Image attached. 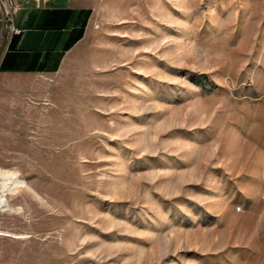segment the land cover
Returning a JSON list of instances; mask_svg holds the SVG:
<instances>
[{
  "label": "rangeland",
  "instance_id": "1",
  "mask_svg": "<svg viewBox=\"0 0 264 264\" xmlns=\"http://www.w3.org/2000/svg\"><path fill=\"white\" fill-rule=\"evenodd\" d=\"M80 1L58 72H0V264H264V0Z\"/></svg>",
  "mask_w": 264,
  "mask_h": 264
},
{
  "label": "crops",
  "instance_id": "2",
  "mask_svg": "<svg viewBox=\"0 0 264 264\" xmlns=\"http://www.w3.org/2000/svg\"><path fill=\"white\" fill-rule=\"evenodd\" d=\"M14 25L0 72L54 74L87 34L92 8L80 0H14Z\"/></svg>",
  "mask_w": 264,
  "mask_h": 264
},
{
  "label": "built area",
  "instance_id": "3",
  "mask_svg": "<svg viewBox=\"0 0 264 264\" xmlns=\"http://www.w3.org/2000/svg\"><path fill=\"white\" fill-rule=\"evenodd\" d=\"M14 9H15L14 0H0V15L2 19L8 23L12 31V34L20 32V30L16 28V26L14 25V20H15Z\"/></svg>",
  "mask_w": 264,
  "mask_h": 264
},
{
  "label": "bare ground",
  "instance_id": "4",
  "mask_svg": "<svg viewBox=\"0 0 264 264\" xmlns=\"http://www.w3.org/2000/svg\"><path fill=\"white\" fill-rule=\"evenodd\" d=\"M9 174V173H8ZM7 174V175H8ZM10 175V174H9ZM8 175V176H9ZM14 175V174H13ZM3 176V175H2ZM16 176V175H15ZM8 178V177H7ZM23 183V181L22 180H20V179H18V178H15V177H10L9 178V181H8V183H6V184H8V186H7V191L9 190L10 192H13L14 190H15V188L16 187H18L19 185H21ZM6 185H4V187H5ZM4 191H6V190H3V192ZM3 195V194H2ZM4 196V195H3ZM2 196V197H3ZM0 208H2V209H7V208H9V206H8V204H7V202H6V200H3V198L0 200Z\"/></svg>",
  "mask_w": 264,
  "mask_h": 264
},
{
  "label": "water",
  "instance_id": "5",
  "mask_svg": "<svg viewBox=\"0 0 264 264\" xmlns=\"http://www.w3.org/2000/svg\"><path fill=\"white\" fill-rule=\"evenodd\" d=\"M0 36H1V27H0Z\"/></svg>",
  "mask_w": 264,
  "mask_h": 264
}]
</instances>
